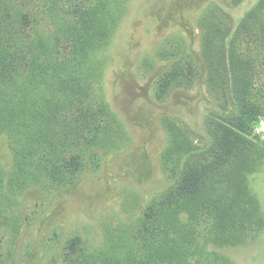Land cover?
I'll use <instances>...</instances> for the list:
<instances>
[{"label": "rangeland", "instance_id": "obj_1", "mask_svg": "<svg viewBox=\"0 0 264 264\" xmlns=\"http://www.w3.org/2000/svg\"><path fill=\"white\" fill-rule=\"evenodd\" d=\"M52 3L62 37L82 11L97 3L95 10L103 7L80 63L70 59L67 44L53 42L55 22L42 15ZM25 4H32L30 11ZM23 11L22 36L40 35L52 64L60 66V80L76 69L82 74L83 88L73 100L45 89L38 92L36 112L43 107L40 102L56 95L51 106L66 102L64 114L72 127H81L77 110L88 109L110 136L90 146L70 137L64 160L70 163L74 156L80 165L57 183L30 165H23V173L17 147L28 132L0 126L1 194L11 198L0 216V251L13 264H135L148 254L156 264H264V97L257 96L264 87V36L253 26L264 23V1L6 0L0 9L2 26L8 24L3 28L12 29ZM228 49L247 64L254 94L249 101L260 108L244 135L251 165L244 170L243 185L233 182L230 191L235 211L245 214L236 222L237 242L225 235L235 225H217L207 209L205 214L199 208L201 190L190 196L192 205L175 190L188 151L195 155L210 143L206 121L226 124L224 118L237 112L228 92L229 68L235 65ZM173 67H181L183 77L160 96L161 80ZM199 161L188 159L189 165ZM167 199L169 207L157 213L168 226L162 228L172 233L161 232L146 217L148 206ZM170 234L182 256L170 245ZM70 245L78 246L75 253Z\"/></svg>", "mask_w": 264, "mask_h": 264}, {"label": "trees", "instance_id": "obj_2", "mask_svg": "<svg viewBox=\"0 0 264 264\" xmlns=\"http://www.w3.org/2000/svg\"><path fill=\"white\" fill-rule=\"evenodd\" d=\"M97 4L81 12L78 20L67 30L66 37H62L63 32L56 25L54 4L52 3L46 11L42 12V15L50 17L55 22V30L52 34L53 42L56 46L61 43L67 44L70 59L78 63H80L79 58L84 60V55L89 49L88 32L96 24L95 16L103 11V7H98L95 10ZM25 6L30 11L32 4L30 6L25 4ZM38 6L36 5L35 9L39 12ZM4 7H6V0L0 2V9ZM10 11H12L11 8ZM105 12L102 16L105 15ZM26 23L27 14L24 11L12 29L3 28L8 24L2 26L3 22H0V126L13 132L19 128H24L28 132V138H25L24 143L22 142L17 147L23 173V165L26 167L30 165L34 167V173L47 175L59 183L64 177H71L76 174L80 165L79 158L74 156L70 163L64 160L63 155L65 153L63 151L68 149L71 142L70 137L73 142L78 138V142L90 146L95 142L108 141L110 134L98 127L96 114L88 109L77 110L76 118L79 119L81 127L78 130L76 126L72 127L69 124L71 121L65 118L64 114L67 108L66 102L56 107L51 106L56 101V95L51 98L52 101L43 100L40 102L39 104L43 107L36 112L39 101L38 92H43L45 89L54 94H59L57 91L68 94V101L73 100L78 91L83 88L82 74L79 69H76L73 70L74 73L69 75L67 80H60L59 75L56 74L60 66H56V63L52 64L53 56L50 57L48 54L40 35L35 34L27 38L22 36ZM253 26L256 30L254 33H261L264 36L263 22H255ZM17 35H21V38ZM227 52L230 53L231 60L235 59V65L229 68L231 82L228 92L229 96L233 98V102L236 103L237 112L228 118H224L226 124L213 120L206 121L205 128L210 143L195 155L192 154V150L188 151L185 156L186 163L182 164L180 168L181 175L175 190L177 196L185 197V203L189 199L190 205L194 204V200L190 196L196 195L201 190L203 198L201 204L203 205L200 204L199 208H203L205 214L207 209V214L211 215L217 225L222 227L235 225V230L225 229L228 240L233 242L235 238L240 236L236 222L238 219L244 218L245 214L235 211L237 202L230 191L233 188V182L239 186L243 185L244 170L251 165L248 155L250 143L244 135L247 134L246 131H248L251 122L258 116L260 108L249 101V96H254V94L253 84H251L253 76L247 69V64L243 60L234 58L235 56L230 49ZM27 55H30V59L26 62L22 59H26ZM73 60H70L71 65L76 63ZM182 77L183 69L173 67L171 72L161 80L158 94L164 95L171 82ZM49 79L52 81L51 83H47ZM257 96L264 97V87L257 90ZM80 101H82V97L78 98L77 107L80 106ZM56 122H58L59 127V122H61L64 128L59 130V127L55 126ZM182 133L179 131V134L185 139L186 136ZM188 143L190 142H187L186 138L184 146L189 147ZM36 155H38V159L33 160L32 158ZM196 157L200 160L199 163L189 165L188 159H195ZM228 171L230 172L227 173ZM56 177L59 180H56ZM3 180L4 178L0 175V216H4L11 201L9 195L1 194L4 192ZM13 187V185L10 186V188ZM238 189L237 187V193ZM161 201L163 202L152 204L146 208V217L151 223L156 224L161 232L172 233V230L162 228V226L166 228L168 226L165 225V222L162 223L161 218L158 219L161 214L157 213L159 208H168L171 199ZM2 220L5 221L6 218ZM167 238L170 239V245H173L176 250L173 236L170 234L167 235ZM77 248V245H70L69 250L71 253H75ZM161 250L162 247L160 246L159 252ZM154 253L157 254L156 251ZM176 253L179 254L178 250ZM182 255L179 254V256ZM9 259L6 254L0 251V264H13ZM155 259L156 257L148 254L135 264H156ZM178 260L183 261L181 258Z\"/></svg>", "mask_w": 264, "mask_h": 264}]
</instances>
